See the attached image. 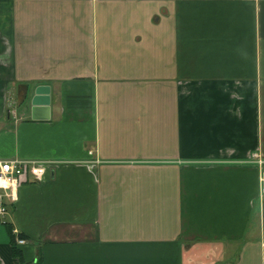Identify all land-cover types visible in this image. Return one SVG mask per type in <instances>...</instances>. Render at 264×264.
I'll use <instances>...</instances> for the list:
<instances>
[{
  "label": "crops",
  "instance_id": "crops-1",
  "mask_svg": "<svg viewBox=\"0 0 264 264\" xmlns=\"http://www.w3.org/2000/svg\"><path fill=\"white\" fill-rule=\"evenodd\" d=\"M10 157L0 264H264V0H0Z\"/></svg>",
  "mask_w": 264,
  "mask_h": 264
},
{
  "label": "built area",
  "instance_id": "built-area-1",
  "mask_svg": "<svg viewBox=\"0 0 264 264\" xmlns=\"http://www.w3.org/2000/svg\"><path fill=\"white\" fill-rule=\"evenodd\" d=\"M261 162V160H259ZM52 161L38 158L10 157L0 158V222L7 223L10 205L16 200L17 187L29 177L34 181L46 178ZM260 194L263 212V237L261 240V255L264 262V170L260 172ZM17 243H24L25 238L13 229Z\"/></svg>",
  "mask_w": 264,
  "mask_h": 264
},
{
  "label": "water",
  "instance_id": "water-1",
  "mask_svg": "<svg viewBox=\"0 0 264 264\" xmlns=\"http://www.w3.org/2000/svg\"><path fill=\"white\" fill-rule=\"evenodd\" d=\"M32 117H46L48 115V98L47 96H33L32 99Z\"/></svg>",
  "mask_w": 264,
  "mask_h": 264
},
{
  "label": "rangeland",
  "instance_id": "rangeland-1",
  "mask_svg": "<svg viewBox=\"0 0 264 264\" xmlns=\"http://www.w3.org/2000/svg\"><path fill=\"white\" fill-rule=\"evenodd\" d=\"M261 218L262 216L260 215V212H259V201L257 200L255 208H254V212L252 213V219H251L252 228L256 233L255 234L256 238H259L257 236H260V228H261V220H262Z\"/></svg>",
  "mask_w": 264,
  "mask_h": 264
},
{
  "label": "trees",
  "instance_id": "trees-1",
  "mask_svg": "<svg viewBox=\"0 0 264 264\" xmlns=\"http://www.w3.org/2000/svg\"><path fill=\"white\" fill-rule=\"evenodd\" d=\"M9 231H10L11 252L14 256L18 257L19 260H21L22 259V253L14 241V235H13V232L11 231V228H9Z\"/></svg>",
  "mask_w": 264,
  "mask_h": 264
}]
</instances>
